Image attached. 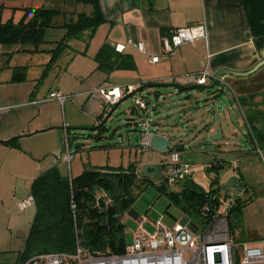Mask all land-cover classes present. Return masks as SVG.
Masks as SVG:
<instances>
[{
	"label": "crops",
	"instance_id": "0c3cea01",
	"mask_svg": "<svg viewBox=\"0 0 264 264\" xmlns=\"http://www.w3.org/2000/svg\"><path fill=\"white\" fill-rule=\"evenodd\" d=\"M54 3L61 11L72 10L65 6L67 3L72 4L73 2L71 0H56ZM100 5L104 15V21L98 25L93 33L94 35L89 41V47L91 46L90 52L87 53V49L82 52L86 56L90 53V61L91 57L93 58L92 64L89 67L90 69L84 74H81L80 70H73L72 77L74 81L65 78L64 74L61 75V80H59L55 84L56 87L51 88L49 92L53 90L65 93L70 92V87L74 88L87 85L90 77H96V82L90 84L82 92L97 86L110 85H133L136 89L140 86V82L151 80L156 81V84L147 86L139 91L144 94L146 92H153L156 97H162L160 91L162 88H157L158 86L170 85L168 89L174 93L183 91L185 95L182 101L189 107V111L185 113L188 114L187 116L192 115L193 117V119L189 121L191 134L203 136L204 140L206 139L205 143L207 139H210L208 147L213 148L211 151V160L206 162L204 168L224 160L221 169L224 170L226 165L233 166V169L236 171L234 170L230 175H239L241 177L240 182L244 183L247 189L250 188L249 191L252 190L253 186L249 182L254 171L252 172V168L248 162L242 163L243 160L241 159L242 161L240 160L241 162H239V159L240 157L245 155L249 156V154L260 150L259 148L261 147L258 146L257 149L256 146L258 141L255 139V134H258L261 140H264V62H262L264 61V0H100ZM55 21L60 24L62 22V17L58 15ZM201 22H204L208 29L207 41L198 39L193 42L183 43L174 48L170 53L162 52V38L164 36L170 35L173 30L179 26L199 24ZM51 28L60 30L58 34H52V36H57L56 39H53L55 42L63 36L64 29L61 27ZM106 42L113 48L116 44H124L125 47L121 53L130 55L134 59L135 67L131 69H114L109 73L98 69L95 55L100 46ZM139 42L145 44V50H141L138 47ZM78 43H82L83 46L85 45L81 40L74 43V45H78ZM25 45L29 46L26 47ZM52 45L51 43L50 45L44 43L40 45L39 48L49 49ZM31 48L32 46L30 44L14 45L11 50L5 53L7 55V60L8 58L11 60L20 54H26L30 52L29 49ZM80 50L82 51L83 49ZM7 53H11V56L9 57ZM38 53L48 52H34V54ZM154 54H159V59L158 61L152 62L150 57ZM47 56L48 57H44L43 60L47 61V58L49 59V53ZM13 63L18 66L26 67L25 79L19 82H10L9 80L12 77L13 70L7 68L8 73L4 78L0 79V82L18 84L27 80V73L32 69L30 64L21 63V61L18 60H15ZM258 64L260 65L257 68L246 75L222 73L220 75V79L222 80H220V84L218 85L219 80H217L216 86L210 87L214 82L215 75L224 69L246 72L253 69ZM205 66H207L211 72L209 78H206L205 83L197 84L190 82L187 78L188 75L202 71ZM35 73L39 74V71L36 70ZM41 75L42 72L40 76ZM191 85H200L203 88L189 87L186 90H181L182 86ZM223 86L228 87L227 92L229 90L233 91L231 95L232 97L234 96L233 98L236 103L238 102L240 105H242V103L250 104L251 112L245 113L242 111L243 119L240 120V123L239 118L231 115L228 105L222 103L223 109H214L213 102L218 100V97L214 98V93L212 91L215 88ZM197 89L202 91H197L198 96L195 97V93L192 94V92H195ZM46 95H48L46 91L31 90L28 91L26 96L24 94L16 95L14 98L15 101L11 103H2V99L7 95H4V97L0 99V151H5L7 155L16 156V162H14L15 166L8 164L6 167V162L0 163V189H2V181L6 176H16L17 173L21 174L23 177H26L24 173L28 175L26 177L28 180L27 193L22 198L16 195L14 197V202L17 203L20 211H24L28 208L22 209L20 207V201L26 196L31 195L30 187L33 179L37 175L54 167H57L61 172V168L64 166L65 162V160L61 158V154H57L58 147L53 151L47 149L44 151H34V148L29 147L30 145H27V142L23 143L29 136L51 130L55 131L54 133L58 138L59 136L61 137L62 131H59V126L57 125L61 123V120L59 123H56L52 118L47 117L45 113L46 107L44 105H39L48 101L27 104L29 101L41 99ZM80 95L85 97L84 99L87 105L85 115L88 116L90 120H94V118H97V120H94V123H92L93 125H89L90 123L87 122L83 123V121H69L68 126L73 124V128L93 129L94 133L88 136H93V138L97 140L106 137L104 131L101 132L98 129H94V127L100 123L98 120L99 117L100 120L106 117L102 110L108 105L105 104L104 99L98 93ZM127 96H129V94L123 96L118 104ZM201 98H206L208 106H212L211 110L208 111L203 118L201 114L193 115L195 112L194 109L197 107L195 105ZM14 104H18V106L12 107ZM17 108L22 109L18 110ZM129 112L131 117L128 116L129 121L126 123L132 124L131 128L134 127L133 129L138 131L137 123L140 118L139 112L134 105L130 106ZM40 116H43V118L39 119ZM241 122L247 125V129L240 132L247 135L245 140H247V143L250 142L252 144V150L243 148V146L236 141L239 137ZM155 123L156 121L153 119V125L156 128L157 126ZM218 127H220L221 133L219 138H217L219 136ZM161 134L167 135L165 133ZM12 137H17V145L15 146L1 142L2 140H7ZM74 137L77 136L74 135ZM126 138H128V136H126ZM234 138H236V140ZM171 143L169 145L170 148H179L182 152V147L176 144L171 146ZM43 145L47 148L49 144L45 143ZM111 145L110 143H105L102 145H93V147H102V149H106V153H108L107 151L119 149L122 155V149L114 148L116 146ZM84 148L85 144L78 142L76 143L75 151ZM48 154H53L54 157L49 156L51 159H47L46 156ZM72 158L73 159L67 164L69 166V176H75L81 173L85 166L89 168L101 167L103 165L128 167L129 164H132L124 163L122 160L114 159L106 154L104 161L96 162L92 161V158H88L89 161H87V159L82 160V158H80V160H75L74 155ZM5 160L6 159H2V161ZM144 162L158 161L139 160V162L134 163L137 166V170L140 168V164ZM188 181L194 182L193 176H191ZM99 196H104L105 201H108L107 193L102 192ZM234 199L235 198H233V200ZM259 199L260 197L256 195L246 206L253 204L257 200L258 204H264V202H262L264 200ZM31 206H34V204ZM245 207L242 210V214ZM34 212L35 206L32 219ZM127 215H131L137 219L142 218L136 211L129 208L128 212L122 216L121 220L124 221ZM251 222L252 219L247 220L246 218L248 230L253 232L250 234L252 236L250 241L264 238V236L255 233L259 225ZM177 223L187 224L192 229L197 228L198 224L191 220L186 214Z\"/></svg>",
	"mask_w": 264,
	"mask_h": 264
},
{
	"label": "rangeland",
	"instance_id": "374dc122",
	"mask_svg": "<svg viewBox=\"0 0 264 264\" xmlns=\"http://www.w3.org/2000/svg\"><path fill=\"white\" fill-rule=\"evenodd\" d=\"M14 6H36L43 3L41 1L46 2L48 6H53L54 1H45V0H8ZM45 4V5H46ZM61 5V4H60ZM68 9H76L78 11L84 10L90 13L91 6L82 3H70L65 4ZM9 11L2 16L4 19L7 16ZM21 10L18 9L14 13V17L20 16ZM9 16H7L8 18ZM60 30L56 28H48L45 36L46 44H53L51 48L55 46V42L53 39H56L57 36H52V34H58ZM89 30L84 31L78 38H71L68 40L69 46L65 49V51L59 56L53 65L47 67V63L50 59L47 58L43 60L44 57H48V53H26L17 55L11 60H7L6 51L11 50L14 45H5L0 44V79L4 78L8 73V69H12L15 65L13 63L15 60L21 61V63H29L30 71L27 73V80L18 83L12 84L9 82H0V99L7 95L2 99V103H11L15 101L14 98L16 95L24 94L27 95L28 91L31 90H39L46 91V94L53 87H56V83L61 80V75L64 74L65 78L74 81L72 77L73 70H80L81 74L87 72L92 64V57L90 61V53L86 56L82 52L86 51L90 52L89 41L94 34L91 35ZM55 37V38H54ZM61 38V37H60ZM51 39V40H50ZM84 42V46L82 43H78V45H74V43L79 41ZM28 47L29 45H25ZM50 47V46H49ZM85 47V48H83ZM89 47V48H88ZM80 49H83L82 51ZM36 53V52H35ZM80 53V54H79ZM46 61V62H45ZM8 68V69H7ZM39 71V74L35 73V71ZM42 72L43 78L39 79L40 74ZM45 74L43 75V73ZM97 80L96 77H90L87 82V85L82 87H70V93H81L86 89L90 84L95 83ZM71 84V83H69ZM170 85L166 86H158L160 89L162 97H156L153 92H146L145 98L148 100V107L152 110V118L156 121V132L165 133L169 136H180L178 140L171 143L182 147L181 157L184 161L190 162L196 166V171L193 174L194 182L197 186L203 189H209L211 184V179L216 176V172L210 167H205V164L208 160H211L212 150L213 148L208 147L210 143V139H207V142H204V137L201 135H192L191 128L189 127V121L193 119L192 115L187 116L185 113L189 111L188 105L183 103V96L185 93L183 91L179 93H174L168 88ZM89 89V88H88ZM197 91L192 92L195 93V97L198 96ZM183 92V93H182ZM232 90H229L227 93H224L222 96L223 104L228 105L230 109L231 115L243 119V113H250L251 108L249 103H242L240 105L238 102L234 101V96L232 97ZM65 93V92H64ZM200 95V94H199ZM200 97V96H199ZM85 97L82 95H75L73 97H69L64 105L62 106L57 101H48L43 104L45 108V113L47 117L52 118L59 126V131H62L61 137H57L55 135V131H47L41 132L33 136L27 137L23 143L27 142L29 147H33L34 151H44L50 150L53 151L58 147V153L66 148V138H65V128L64 126L69 125V121H83V123H90L89 125H93L94 120H90L88 116L85 115V111L87 110V105L85 103ZM237 99V98H236ZM133 104V96L129 95L125 99L122 100L118 105L114 107V110L110 114L109 118L105 120V125L107 129L104 131L106 137L101 139H95L93 136H88L93 132V129L86 128H73L72 125L68 126V135L70 138V147H68L71 151V154L74 155L75 160H85L88 158H92V161H104L105 154L109 157H112L117 160H122L124 163H137L139 160H152L158 161L161 164H165L169 159V154L160 152L154 148L142 149L139 146V130H134L131 126L132 124H127L129 121L128 116H130L129 108ZM155 105V106H154ZM195 105V104H194ZM197 106L194 110L193 115L206 114L208 106L206 98L199 99ZM112 108V107H111ZM22 109V108H17ZM42 115V114H41ZM131 117V116H130ZM43 116H40L39 119H42ZM98 120L101 122L100 117ZM98 124V122H97ZM191 124V123H190ZM88 125V124H87ZM239 128V137L236 140L243 148L252 150V144L247 143L246 137L247 135L241 133L247 129V125L241 122ZM72 127V128H71ZM86 127V126H81ZM130 128V129H129ZM138 129V126H137ZM77 137H74V135ZM183 134V135H182ZM112 135V136H111ZM128 136V138H126ZM255 139L260 143L262 147H264V140L260 139L258 134H255ZM85 144L84 149H79L75 151L76 143ZM49 144L47 148L44 147L43 144ZM105 143L112 144L111 146H116L114 148L122 149V155L120 154L119 149L107 151L106 149H102V147H93V145H102ZM257 149L258 144L256 143ZM94 148V149H91ZM91 149V150H89ZM101 150V151H100ZM258 151V152H257ZM255 153L249 154V156L240 157L239 162H248L252 168L253 175L250 178V184L253 195H257L261 200H264V151L257 150ZM53 154H48L46 156L47 159H51ZM90 156V157H89ZM2 159H6L2 161ZM46 159V160H47ZM73 159V158H72ZM71 159V160H72ZM242 159V160H241ZM0 163L6 162V167L8 164L14 165L16 162L15 155H7L5 151H0ZM241 160V161H240ZM65 161L64 166L61 168V172L65 176H69V166ZM71 164V163H70ZM126 165V164H125ZM165 171V167L162 168ZM233 166H228L224 168V170L220 169L218 171V179L217 183L214 186H224L226 184L229 175L234 172ZM236 171V170H235ZM163 174V173H162ZM24 176H28L24 173ZM23 177L21 174L17 173L16 176L8 175L2 181V189H0V264H15L16 257L21 252L25 245V239L29 232L30 223L32 221V214L34 211V206L28 207L24 211H20L17 203L14 202L15 195L22 198L28 190L27 178ZM152 179V182L149 181L143 187H136L134 189V194L136 198L130 206V209L136 211L139 216L144 218V227L148 230H153V226L151 222L159 221L161 225H166L169 227H174L177 222H179L182 217L185 215L183 209L181 208V204H176L170 198V192H180L182 189V184L184 181H179L172 183L169 188L164 186V189L157 188V183L160 184V179ZM169 191V192H168ZM102 192L106 193L104 189H97L98 195H101ZM245 193V192H244ZM223 198H235L236 194H228L225 195L223 191L220 192ZM248 194V193H246ZM107 198V197H106ZM259 199V200H260ZM264 202V201H262ZM16 203V204H15ZM128 212V211H127ZM247 220L252 219L251 223L258 224V229L255 231L257 235L264 236V204H258V200L253 204L246 206L243 214L237 218L232 220L231 224V232L236 239L240 241H250L253 232L248 230V226L246 225ZM124 236L127 246L132 243V240L138 229V219L134 218L131 215H127L124 221ZM260 239V238H258ZM256 239V240H258ZM255 241V240H254ZM188 255V254H186Z\"/></svg>",
	"mask_w": 264,
	"mask_h": 264
},
{
	"label": "trees",
	"instance_id": "16d2710c",
	"mask_svg": "<svg viewBox=\"0 0 264 264\" xmlns=\"http://www.w3.org/2000/svg\"><path fill=\"white\" fill-rule=\"evenodd\" d=\"M51 1L55 2L56 0ZM71 1L90 5V13L84 10L61 11L55 5L48 6L44 1L36 6H14L15 8L12 9L8 18L0 19V44H30L32 46L29 49L30 52L47 51L50 54L47 67L53 65L69 46V39L78 38L86 30H89L92 35L98 25L104 21L100 0ZM18 9L21 10L20 16L14 17V13ZM58 15L62 17L60 24L55 21ZM51 27L63 28L64 34L55 41L53 48L40 49L39 46L46 42V31ZM7 54L9 57L11 56V53ZM95 60L97 68L107 73L114 69L135 67L134 59L130 55L116 51L107 42L100 46ZM12 70L10 82H19L25 79V66L15 65ZM40 78L42 79L43 76L41 75ZM155 84L156 81H143L135 91L140 92L139 90ZM189 87L203 88L200 85H191L182 86L181 90H186ZM117 104L111 107L113 108ZM94 129L105 131L107 129L105 120L103 119ZM1 142L15 146L17 137ZM257 143L261 147L259 149L264 151L262 150L264 147L259 142ZM223 162L224 160L210 166L216 172V176L211 179L208 190L187 179L182 184L180 192L169 193L172 201L181 204L184 213L198 224L202 225L206 222V216L202 215V209L206 203L211 206V211L219 204L217 198L213 199V194H219L222 188L219 184L214 187V184L218 182L217 174L223 166ZM138 170L137 166L132 163L128 167L103 165L89 168L85 166L81 173L70 177L63 175L57 167L37 175L30 187V194L34 198V216L25 239V245L15 262L44 252L57 251L74 254L78 239L82 246L94 254L124 253L127 244L122 216L136 198L134 189L145 186L149 181L152 182L150 177L144 176L140 169ZM241 184L243 190L234 195V204L228 210L230 228L232 220L239 217L247 203L256 196L248 191L244 183ZM98 188L106 191L108 201H105L104 196L97 194ZM157 188L164 189V185H157ZM100 197H103V200ZM72 200L76 204L75 213L71 208ZM97 220L99 221L97 225H87L88 222ZM75 224L79 229L78 235ZM64 264H77V261L70 257Z\"/></svg>",
	"mask_w": 264,
	"mask_h": 264
},
{
	"label": "built area",
	"instance_id": "2783aa9c",
	"mask_svg": "<svg viewBox=\"0 0 264 264\" xmlns=\"http://www.w3.org/2000/svg\"><path fill=\"white\" fill-rule=\"evenodd\" d=\"M198 39L208 40V29L204 22L179 26L170 35L162 38V52L170 53L181 44ZM124 47L125 45L120 43L116 44L114 49L122 52ZM138 47L145 50L143 42H139ZM158 59L159 54L150 57L152 62L158 61ZM210 75L211 72L205 66L202 71L191 73L187 78L190 82L203 84ZM91 93L100 94L108 107L118 103L125 95L133 96V104L140 116L137 123L139 146L142 149L151 148V138L156 133L152 109L148 107L149 102L144 93L135 91L133 85L97 86L85 92L70 94L53 90L48 92L45 97L29 101L27 104L55 100L63 106L69 97ZM15 106L18 104L12 105V107ZM64 128L66 129V148L61 152V158L69 163L73 154L68 148L70 147L68 125L66 124ZM167 153L169 159L164 165L162 164L165 171L162 170L160 184H157L169 188L172 183L191 178L197 168L182 159V152L179 149L168 148ZM215 198L219 202L218 206L211 211L209 203L204 205L202 215L206 216V223L197 224L195 230L187 224L177 223L174 227H169L161 225L159 221L151 222L153 230H148L144 227V218H139L138 230L132 243L126 247V251L122 254H94L82 246L78 239L74 254L57 251L38 253L27 259L18 260L15 264H64L70 257L76 259L77 264H264V238L255 241L236 239L231 232L228 216V210L234 204V200L223 198L220 193L213 194V199ZM32 204H34L32 195H28L20 201L22 209ZM71 208L74 212L76 204L73 200ZM75 230L78 235L79 229L76 224Z\"/></svg>",
	"mask_w": 264,
	"mask_h": 264
},
{
	"label": "water",
	"instance_id": "95a60500",
	"mask_svg": "<svg viewBox=\"0 0 264 264\" xmlns=\"http://www.w3.org/2000/svg\"><path fill=\"white\" fill-rule=\"evenodd\" d=\"M264 62V61H262ZM261 62V63H262ZM260 63V64H261ZM260 64H258L257 66H255L253 69L248 70L246 72H237L234 70H229V69H224L220 72H218L215 75V79L214 82L210 85V87H214L216 86V81L219 80L218 85L220 84V75L222 73H227V74H231V75H246L249 72H252L255 68H257ZM222 81V80H221ZM227 86H223V87H218L215 88L212 92L213 97L216 98L218 97V100H216L215 102H213V106L215 110H219L220 108L223 109V99L222 96L224 93L227 92ZM212 108V106H210L207 110L210 111ZM114 110V108H110V107H104V109L102 110L105 113V118L104 120L108 119L110 114L112 113V111ZM206 112V113H207ZM219 131H218V137H220V127ZM183 135V134H182ZM180 138V136H167L161 133H154L152 135L151 138V142H150V146L151 148H154L160 152L166 153L169 145L171 142H175L176 140H178ZM206 141V139L204 140V142ZM161 166L162 164L160 162H144L142 164H140V171L143 173L144 176L146 177H150V178H156V179H160L162 177V171H161ZM240 176L236 175V174H232L229 176V178L226 181V184L221 188V191H223L225 193V195L227 194H239L242 190H243V186L240 184ZM101 200H103V197H100ZM102 206L104 205L103 203L101 204ZM98 220L97 221H92V222H88L87 225H97L98 224ZM196 229V228H195ZM194 229V230H195Z\"/></svg>",
	"mask_w": 264,
	"mask_h": 264
},
{
	"label": "flooded vegetation",
	"instance_id": "af4514ba",
	"mask_svg": "<svg viewBox=\"0 0 264 264\" xmlns=\"http://www.w3.org/2000/svg\"><path fill=\"white\" fill-rule=\"evenodd\" d=\"M13 9V5L8 0H0V19L4 20L7 18V16H10ZM8 13L7 16L3 19L2 16L5 15V13Z\"/></svg>",
	"mask_w": 264,
	"mask_h": 264
},
{
	"label": "clouds",
	"instance_id": "9594fccd",
	"mask_svg": "<svg viewBox=\"0 0 264 264\" xmlns=\"http://www.w3.org/2000/svg\"><path fill=\"white\" fill-rule=\"evenodd\" d=\"M169 149H171L170 147H169ZM140 169V168H139ZM161 171H162V166H161ZM162 173H163V171H162ZM70 177V176H69ZM153 179H156V178H153ZM158 185V184H157ZM208 190V189H207Z\"/></svg>",
	"mask_w": 264,
	"mask_h": 264
}]
</instances>
